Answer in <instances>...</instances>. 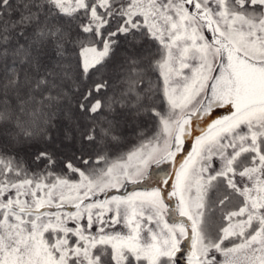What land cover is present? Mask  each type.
Instances as JSON below:
<instances>
[{"label":"snow or ice","instance_id":"1","mask_svg":"<svg viewBox=\"0 0 264 264\" xmlns=\"http://www.w3.org/2000/svg\"><path fill=\"white\" fill-rule=\"evenodd\" d=\"M0 264H264V0H0Z\"/></svg>","mask_w":264,"mask_h":264},{"label":"water","instance_id":"2","mask_svg":"<svg viewBox=\"0 0 264 264\" xmlns=\"http://www.w3.org/2000/svg\"><path fill=\"white\" fill-rule=\"evenodd\" d=\"M221 115L222 114H224L222 111H221V113H220ZM202 126V125H201ZM199 129H197V131H198ZM187 147H189L190 148V145H186Z\"/></svg>","mask_w":264,"mask_h":264}]
</instances>
